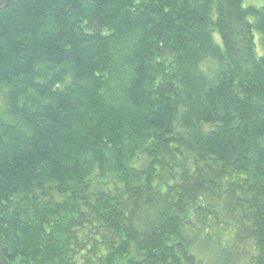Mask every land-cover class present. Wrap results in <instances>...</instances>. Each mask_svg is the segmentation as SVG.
Instances as JSON below:
<instances>
[{
  "label": "trees",
  "instance_id": "16d2710c",
  "mask_svg": "<svg viewBox=\"0 0 264 264\" xmlns=\"http://www.w3.org/2000/svg\"><path fill=\"white\" fill-rule=\"evenodd\" d=\"M0 264H264V2L0 8Z\"/></svg>",
  "mask_w": 264,
  "mask_h": 264
},
{
  "label": "rangeland",
  "instance_id": "374dc122",
  "mask_svg": "<svg viewBox=\"0 0 264 264\" xmlns=\"http://www.w3.org/2000/svg\"><path fill=\"white\" fill-rule=\"evenodd\" d=\"M264 0H244V4L245 5H249V4H254L257 6H261L263 4ZM256 42H257V48L258 51L261 53L262 52V47L260 44V39H259V35L256 36Z\"/></svg>",
  "mask_w": 264,
  "mask_h": 264
},
{
  "label": "water",
  "instance_id": "95a60500",
  "mask_svg": "<svg viewBox=\"0 0 264 264\" xmlns=\"http://www.w3.org/2000/svg\"><path fill=\"white\" fill-rule=\"evenodd\" d=\"M16 0H0V8L7 6L9 3L14 2Z\"/></svg>",
  "mask_w": 264,
  "mask_h": 264
}]
</instances>
